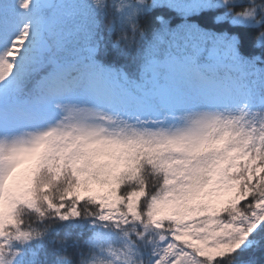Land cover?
I'll return each instance as SVG.
<instances>
[{
	"label": "snow or ice",
	"instance_id": "6c2138e0",
	"mask_svg": "<svg viewBox=\"0 0 264 264\" xmlns=\"http://www.w3.org/2000/svg\"><path fill=\"white\" fill-rule=\"evenodd\" d=\"M46 245L258 264L264 0H0V264Z\"/></svg>",
	"mask_w": 264,
	"mask_h": 264
},
{
	"label": "trees",
	"instance_id": "16d2710c",
	"mask_svg": "<svg viewBox=\"0 0 264 264\" xmlns=\"http://www.w3.org/2000/svg\"><path fill=\"white\" fill-rule=\"evenodd\" d=\"M157 14H163L166 17H171L172 24L175 26L177 23H179V17L175 15L173 12H169L166 9L158 10ZM259 49H252L250 45L246 47L245 54L249 55H258ZM109 62L115 61L117 64L124 63L123 58H117L115 53L111 54L108 58ZM60 235H63V232L60 233ZM88 233H85V238L87 237ZM69 251H73L72 249H69ZM258 257V264H264V257H261L259 253L257 254ZM37 259L41 262V264H50V262L54 259L52 256V249L50 246H45L43 250H40L38 253Z\"/></svg>",
	"mask_w": 264,
	"mask_h": 264
}]
</instances>
